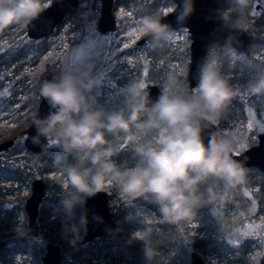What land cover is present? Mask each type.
I'll return each instance as SVG.
<instances>
[{
    "label": "clouds",
    "instance_id": "9594fccd",
    "mask_svg": "<svg viewBox=\"0 0 264 264\" xmlns=\"http://www.w3.org/2000/svg\"><path fill=\"white\" fill-rule=\"evenodd\" d=\"M249 5L250 0H231V8L219 13L230 33L223 48H230L235 56L240 54L232 47V34L248 31ZM50 6L49 0H0V33L34 26ZM177 9V21L183 24L195 11L194 0H183ZM163 20L158 12L144 15L138 22L141 38L147 37L153 44L167 39L173 30ZM218 47H209L198 65L195 87L182 95L174 93L172 76L155 99L141 82L132 81L121 89L123 104L108 108L93 94L97 82L91 65H68L52 79L39 82V96L50 111L41 117L37 107L31 114L36 128L32 140L39 144L41 137L54 139L62 152L57 163L73 157L74 162L61 164L66 183L59 202L65 217L61 235L73 247L87 234V199L105 192L109 184L117 185L126 198L157 207L159 216L143 214L141 227L130 232L127 240L128 245L140 243L145 264H154L160 255L153 239L157 220L186 222L201 208L231 200L246 183L249 169L232 155L235 139L213 135L205 143L202 135L207 126L204 122L219 116L238 95L230 75L222 70ZM247 90L264 97V67L256 68ZM132 130L143 142L137 148L136 165L122 170L114 160L118 153L110 138ZM94 219L103 222L102 217ZM218 222L224 233L223 221Z\"/></svg>",
    "mask_w": 264,
    "mask_h": 264
},
{
    "label": "trees",
    "instance_id": "16d2710c",
    "mask_svg": "<svg viewBox=\"0 0 264 264\" xmlns=\"http://www.w3.org/2000/svg\"><path fill=\"white\" fill-rule=\"evenodd\" d=\"M154 3L155 0H114L113 13L117 20L114 31L119 30L118 25L123 19V11L129 10L136 13L140 7L143 8L142 12L147 14L154 10ZM120 6L123 11L119 10ZM220 6L226 10L230 9L231 2L222 0L219 3ZM98 12L99 0H79L77 10L66 15L55 26L50 34L54 38L53 41H49L48 36L39 39L29 38L25 34V29L16 27L0 33V121H4L0 127V138L8 133L5 124L18 123L25 119L28 124L32 117L30 112L36 110L41 73L31 67L39 59H44L43 62L46 63L47 60L57 56L53 63L57 75L68 65L83 67L92 60L89 55L80 56L74 51L69 53V49L80 41L72 40L70 42L69 40L70 34L74 32H79L82 37L85 34L84 27L88 22L97 19ZM217 25L223 27L220 20H217ZM247 32L250 34V41L243 50H237L238 54L242 53L241 55H233L230 48L216 49L221 54L222 70L230 75V83L237 90L238 95L226 110L212 120L217 124L219 136L235 139V150L238 151L256 142V133L259 132L256 123L260 122L264 125V97L250 95L247 90V84L253 78L256 68L264 67V13L249 17ZM254 33H256L255 37ZM61 40L69 41L70 44L68 49L59 53L57 44H60ZM51 44L55 47L51 48ZM45 55L47 59H45ZM60 56L63 58L60 59ZM149 73L155 75L151 78L160 87L164 85L169 76H172L177 83L175 92L182 95L186 91H190L187 87L185 71L181 74L172 72L165 75V78L156 75L158 72L152 69H149ZM124 78L116 79V86L112 93L99 94L98 103L100 105L104 106V102L110 95L119 97V101L112 107L123 104L124 97L121 95V89ZM27 106L29 108H26ZM224 128L228 132L225 133ZM22 132L23 130L13 133L15 139L13 147L4 151L3 157L0 158V230L19 229L22 224L21 214L25 199L22 197L21 186L24 182L29 184V181L37 175L44 179L46 188V194L40 204L37 217L38 234H42L45 242L53 241L60 244L62 241L61 226L65 222L59 203L63 190L60 184L48 183L47 180L50 179V171L58 174L59 183L63 178L66 179L61 164L74 162L73 157H65L61 163H57L55 159L62 155V152L53 139V142L41 152H31L36 165V170H32L20 155L21 151L26 149L19 141L23 137ZM110 139L118 153L114 157L117 165L122 170L134 167L138 159L137 148L143 142L138 140L135 131L121 133L118 137ZM247 168L249 169L247 181L231 200L201 208L190 220L179 224L157 220L153 239L159 248L160 255L154 264H189V251L192 249L203 252L210 251L219 256L224 264H256V256L251 258L254 248L251 239L246 237L238 245L231 246L225 237V233L230 230L231 218L238 221V218L242 219L241 216H245L242 220H252L264 212V172L255 167ZM51 185L54 186L52 191L49 188ZM106 190L108 200L121 192L115 184H109ZM113 206L116 210L112 212V215L117 221L120 231L115 235H103L92 241L79 242L75 247L71 244L61 243L62 255L68 256L63 264H85L86 260L89 264V261L97 254L108 257V264L122 262L145 264L140 243L128 245L127 240L130 232L141 227L139 221L143 214L159 216L157 207L143 200L132 202L130 198L114 203ZM80 214L78 209L74 222H79ZM218 220L223 221L225 225L224 233L221 231ZM188 224H191L189 231ZM0 238L5 239L3 236ZM26 238L25 233L20 232L15 240L22 242ZM254 246L256 247V245ZM4 250L7 248H0V253Z\"/></svg>",
    "mask_w": 264,
    "mask_h": 264
},
{
    "label": "rangeland",
    "instance_id": "374dc122",
    "mask_svg": "<svg viewBox=\"0 0 264 264\" xmlns=\"http://www.w3.org/2000/svg\"><path fill=\"white\" fill-rule=\"evenodd\" d=\"M226 1L231 2V0ZM173 6L174 2L172 0H155V3L153 5L154 10L147 14L158 12L162 15L170 11ZM122 9V6H120L119 10L123 11ZM142 10L143 8L139 7L138 12L136 13L129 10L123 11V19L118 25V31L111 30L105 33H100L95 29L96 20H94L86 24V26L84 27L85 34L82 37H80L79 32L70 34V42L72 40L80 41L72 46L68 52L71 53L72 51H74L76 54H80V56L84 54L89 55L92 59L90 62H88L87 65L92 66V75L97 82L96 92L93 93L94 95L98 94L99 97L100 93H105L106 95L112 93L113 88H115L116 86V79H118L119 77H125L123 79L124 81L122 88L132 81L143 82L145 85H147V83L153 82L152 78L155 76L152 73H149V69L157 71L158 74L156 75L163 78H165V75L171 74L172 72H176L179 74L184 71L186 72L189 61L190 42L187 29L185 27L172 29L173 33L159 44H153L150 40L145 41L142 44H136V41L141 37L140 34L130 35V33H133L134 30L138 29L139 20L144 15H147L144 14ZM225 10L226 9L221 8V6L219 7L217 20H219V13L224 12ZM260 13H264V0H250V5L247 12L248 17H254L255 15H258ZM253 35L255 37L256 33H254ZM47 39L49 41H53L54 38L52 37V35H50L47 37ZM69 41L61 40V43L57 44L59 46V53H61L66 48L68 49L70 44ZM219 45L221 46V48L224 46L223 44ZM52 47L55 46L51 44V48ZM216 49H219V47ZM241 54L242 53H240V55ZM46 55L45 59H47ZM56 58L57 56H55V58L53 59L47 60L46 63H44V59L41 58L31 68L37 69V71L41 73V75L46 72H53L56 74L53 67V63ZM62 58L63 56H60V59ZM175 88L176 86L174 87L173 91L175 94H178L177 92H175ZM117 101H119V97L117 95H110L109 98L104 102V106L111 108L116 104ZM26 108H29V106H27ZM32 113L33 111L30 112V116H32ZM3 124L4 121H0V127ZM28 124L26 123V119L18 123L12 122L5 124L8 133L4 137H1L0 140L8 137H13L14 132L24 130L25 127L28 126ZM256 127L258 131L264 129V125L260 122L256 123ZM224 132H228L226 131V128H224ZM23 137L19 140L21 144ZM52 142L53 139L50 138L47 143L49 145ZM11 147H13V145ZM236 151L238 150H234V152ZM3 152L0 153V158L3 157ZM20 155L22 157V160L25 161L26 165L30 169L36 170V165L32 159L30 151L24 149L21 151ZM51 164H49L50 167H52ZM49 175L50 179L47 180L48 183L53 182L58 183V185L60 184L61 189L63 190V192L61 193L63 196L65 191L63 186L66 183V179L63 178L59 183V180L57 179V173H54V171H50ZM21 187L23 189L22 197L25 198L30 193V181L29 184L28 182H24ZM49 188L51 189L50 191H52L54 186L51 185ZM49 193L47 192V194ZM121 200H126L125 195L121 192H119L118 195L110 198L109 205L112 212L116 210L113 204L118 203ZM46 202H48V200H46ZM241 217L245 218V216ZM234 219L235 218H231L230 230L225 233L226 239L229 241V244L231 246L238 245L240 241L246 237L251 239L252 245L254 247L252 250L251 258L256 256L257 264L259 255L264 252V212H262L252 220H242L241 218H238V221H234ZM21 220L22 224L17 230H0V236L5 237L4 240L7 245V250H4L2 253H0V264H42L41 256L45 250V241L43 240L41 233L34 237L26 235L27 238L22 242L15 240L16 236L20 232H24V229L26 227V217L24 210L21 214ZM190 228L191 224H188V231ZM61 243L69 244L63 237L62 241H60V244ZM254 245H256V247ZM197 251L206 264H224L219 256H216L210 251ZM67 259L68 256L63 254L62 264L65 263ZM108 260L109 258L105 255L97 254L93 256V258L89 261V264H108ZM87 262L88 260L85 261V264H87ZM120 264H125V262H122Z\"/></svg>",
    "mask_w": 264,
    "mask_h": 264
},
{
    "label": "water",
    "instance_id": "95a60500",
    "mask_svg": "<svg viewBox=\"0 0 264 264\" xmlns=\"http://www.w3.org/2000/svg\"><path fill=\"white\" fill-rule=\"evenodd\" d=\"M173 8L162 14L163 23L169 24L171 29L185 27L189 33V61L186 69V80L188 90L195 87L198 80V65L205 57L210 46L226 43L230 33L223 26L217 25V16L219 3L221 0H194V13L183 23L177 21L178 9L177 5H182L183 0H172ZM51 6L42 14L41 18L34 22V26L25 29L27 37L39 39L49 36L55 26L59 24L66 15L74 13L79 4V0H49ZM114 0H99V12L96 19L95 28L100 33L114 30L117 24L116 17L113 13ZM176 9V10H174ZM234 39L232 47L237 50H243L250 41V34L233 33ZM150 40L147 37L139 38L136 43L142 44ZM56 75L53 72H46L41 75L42 79H52ZM160 86L150 82L146 85V91L150 93V97L155 99L159 95ZM37 107L40 116L44 117L50 111L47 101H41L39 96ZM36 107V108H37ZM207 126L203 130L205 143L213 136H219L217 124L211 121L204 122ZM24 137L22 144L32 152H41L48 140L41 137V142L36 144L32 137L36 135V128L32 126V117L27 127L23 130ZM15 142L14 137H8L0 140V153L9 149ZM233 158L244 162L245 167H255L264 172V129L257 133V140L254 144L243 148L240 151L233 152ZM46 194L45 181L42 177H33L30 181V193L24 199L23 210L26 217V227L24 233L27 236H37L39 232L38 213L41 202ZM142 199L132 200V202ZM86 210L88 216V230L84 235L81 243L92 241L94 238L103 235H115L118 233L119 227L117 221L112 215L110 209L107 191L98 193L94 197H90L86 202ZM102 217L103 222H98L94 217ZM6 248V242L0 238V248ZM45 250L41 256L42 264H62V248L59 243L46 241ZM189 264H206L197 250L189 251ZM257 264H264V252L257 259Z\"/></svg>",
    "mask_w": 264,
    "mask_h": 264
},
{
    "label": "snow or ice",
    "instance_id": "6c2138e0",
    "mask_svg": "<svg viewBox=\"0 0 264 264\" xmlns=\"http://www.w3.org/2000/svg\"><path fill=\"white\" fill-rule=\"evenodd\" d=\"M141 31H142V29H136V30L133 31V33H130V35H137ZM141 84H142L143 87H146V85L143 82H141Z\"/></svg>",
    "mask_w": 264,
    "mask_h": 264
},
{
    "label": "flooded vegetation",
    "instance_id": "af4514ba",
    "mask_svg": "<svg viewBox=\"0 0 264 264\" xmlns=\"http://www.w3.org/2000/svg\"><path fill=\"white\" fill-rule=\"evenodd\" d=\"M95 29H96V28H95ZM136 44H137V43H136ZM46 145H48V143H47ZM46 147H47V146H45V148H46ZM45 148H44V149H45ZM25 235H26V234H25Z\"/></svg>",
    "mask_w": 264,
    "mask_h": 264
}]
</instances>
